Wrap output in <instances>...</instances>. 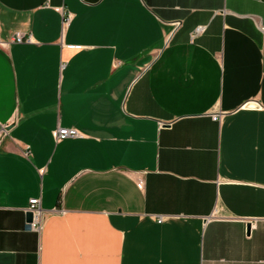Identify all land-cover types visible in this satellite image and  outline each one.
<instances>
[{
    "label": "crops",
    "instance_id": "1",
    "mask_svg": "<svg viewBox=\"0 0 264 264\" xmlns=\"http://www.w3.org/2000/svg\"><path fill=\"white\" fill-rule=\"evenodd\" d=\"M11 121L0 264H264V0H0Z\"/></svg>",
    "mask_w": 264,
    "mask_h": 264
},
{
    "label": "built area",
    "instance_id": "2",
    "mask_svg": "<svg viewBox=\"0 0 264 264\" xmlns=\"http://www.w3.org/2000/svg\"><path fill=\"white\" fill-rule=\"evenodd\" d=\"M72 19V15L68 12H64V24H68ZM180 23H177L176 26L178 27ZM205 31V27H198L194 33V35H200ZM15 41L17 43H31L32 37L24 38L21 34L16 35ZM218 117L214 116V120H217ZM14 121H11L8 124H4L0 126V149L2 148L4 141L7 137H9V128L10 125H13ZM54 139L58 142L61 140H65L68 138H76L79 137V133L76 129H67V128H58L53 132ZM24 154L26 156L30 155V148L26 147ZM27 212H32L33 219L29 223V227L34 232H41L44 224V212L40 206L39 199H32L30 201V207L28 208Z\"/></svg>",
    "mask_w": 264,
    "mask_h": 264
},
{
    "label": "water",
    "instance_id": "3",
    "mask_svg": "<svg viewBox=\"0 0 264 264\" xmlns=\"http://www.w3.org/2000/svg\"><path fill=\"white\" fill-rule=\"evenodd\" d=\"M32 219H33V214H32V212H28V213H27V221L30 223V222L32 221ZM250 228H251V225L249 224V225H248V231H250Z\"/></svg>",
    "mask_w": 264,
    "mask_h": 264
}]
</instances>
